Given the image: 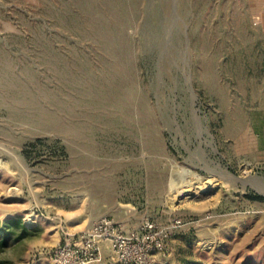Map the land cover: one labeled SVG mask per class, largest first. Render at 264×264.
Returning <instances> with one entry per match:
<instances>
[{
	"label": "rangeland",
	"instance_id": "obj_1",
	"mask_svg": "<svg viewBox=\"0 0 264 264\" xmlns=\"http://www.w3.org/2000/svg\"><path fill=\"white\" fill-rule=\"evenodd\" d=\"M102 216L264 264V0H0V264Z\"/></svg>",
	"mask_w": 264,
	"mask_h": 264
},
{
	"label": "built area",
	"instance_id": "obj_2",
	"mask_svg": "<svg viewBox=\"0 0 264 264\" xmlns=\"http://www.w3.org/2000/svg\"><path fill=\"white\" fill-rule=\"evenodd\" d=\"M150 221L125 228L109 216L94 220L85 229L65 232L59 245L43 253L53 264H99L106 253L118 264H150L163 249Z\"/></svg>",
	"mask_w": 264,
	"mask_h": 264
},
{
	"label": "bare ground",
	"instance_id": "obj_3",
	"mask_svg": "<svg viewBox=\"0 0 264 264\" xmlns=\"http://www.w3.org/2000/svg\"><path fill=\"white\" fill-rule=\"evenodd\" d=\"M207 183H208V184H207L208 187H212V186L215 184V183H213V181H209V182H207ZM214 186H215V185H214ZM206 188H207L206 186H205V187H202L201 190L204 191ZM176 189H177V188H176ZM185 192H186V190H183V189H180V188H179L178 190H176L175 195H174V194H173V195H174L175 198H176V197H178L179 195H181V194H183V193H185ZM28 223H33V221H32V220H29Z\"/></svg>",
	"mask_w": 264,
	"mask_h": 264
},
{
	"label": "trees",
	"instance_id": "obj_4",
	"mask_svg": "<svg viewBox=\"0 0 264 264\" xmlns=\"http://www.w3.org/2000/svg\"><path fill=\"white\" fill-rule=\"evenodd\" d=\"M253 198H256V197H253ZM257 198H258V197H257ZM4 242H5V240L2 241V243H4Z\"/></svg>",
	"mask_w": 264,
	"mask_h": 264
}]
</instances>
